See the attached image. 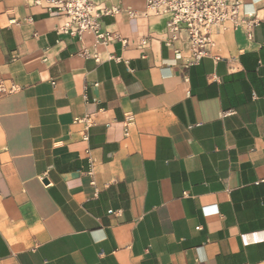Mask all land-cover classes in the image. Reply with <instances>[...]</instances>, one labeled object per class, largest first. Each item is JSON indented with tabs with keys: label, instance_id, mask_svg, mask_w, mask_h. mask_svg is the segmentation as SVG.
Masks as SVG:
<instances>
[{
	"label": "crops",
	"instance_id": "obj_1",
	"mask_svg": "<svg viewBox=\"0 0 264 264\" xmlns=\"http://www.w3.org/2000/svg\"><path fill=\"white\" fill-rule=\"evenodd\" d=\"M34 1L0 0V264H264V22L184 69L146 0H94L97 47Z\"/></svg>",
	"mask_w": 264,
	"mask_h": 264
},
{
	"label": "built area",
	"instance_id": "obj_2",
	"mask_svg": "<svg viewBox=\"0 0 264 264\" xmlns=\"http://www.w3.org/2000/svg\"><path fill=\"white\" fill-rule=\"evenodd\" d=\"M263 0H146V16L167 17L169 38L165 42L175 54L182 59V67L187 69L198 65L206 58L222 60L216 52L217 36L229 27L242 30L252 39L256 28L264 22V6L258 7ZM36 5L54 12L63 20L57 28L59 35H68L83 40L84 35L94 37V46H107L120 42L128 44L121 34L108 30L102 20L107 16H115L121 12L119 7H105L94 0H35ZM252 9H248V7ZM136 17L135 13H130ZM141 45H148L141 40ZM90 56L87 49L83 53ZM96 62H101L98 54H94ZM19 91L17 85L6 88L0 83V95ZM84 122L87 129L91 127V117L77 119ZM131 119L124 121L125 134L129 135ZM88 139V135H84Z\"/></svg>",
	"mask_w": 264,
	"mask_h": 264
}]
</instances>
